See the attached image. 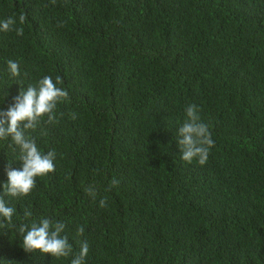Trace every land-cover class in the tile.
Returning a JSON list of instances; mask_svg holds the SVG:
<instances>
[{"label":"trees","instance_id":"obj_1","mask_svg":"<svg viewBox=\"0 0 264 264\" xmlns=\"http://www.w3.org/2000/svg\"><path fill=\"white\" fill-rule=\"evenodd\" d=\"M8 17L24 31H0V109L46 75L68 98L28 132L55 170L4 199L17 225L63 222L73 254L0 229V264H70L78 241L85 264H264V0H0ZM189 104L214 140L204 165L175 140ZM18 156L0 140V194Z\"/></svg>","mask_w":264,"mask_h":264},{"label":"clouds","instance_id":"obj_2","mask_svg":"<svg viewBox=\"0 0 264 264\" xmlns=\"http://www.w3.org/2000/svg\"><path fill=\"white\" fill-rule=\"evenodd\" d=\"M55 3V0H52ZM25 15L21 14L19 22L22 25ZM16 19L8 17L0 21V31H16L23 35V27H15ZM8 71L12 77L20 76L19 65L16 61H7ZM23 85L22 83H20ZM62 78L57 75L55 80L51 76H43L35 84L21 87L19 94L13 97L7 109H0V140H9L11 145L19 149L17 160L22 162L20 169H7L8 180L3 184V193L0 194V229L16 228L22 237L23 248L26 252L39 250L57 258L69 257L73 254V245L64 233L66 225L61 221L42 217L32 220V211L25 209L23 221L18 225L13 222L15 208L8 206L5 196L19 197L28 195L36 185V177L44 176L55 170V150L43 153L39 150L36 139L28 135L29 130L34 131L41 123L51 124L56 120V107L58 103L68 98V93L58 85ZM186 119L178 128L175 140L181 149V159L191 163L197 159L204 165L208 159L210 148L214 145L212 133L208 124L203 122L199 115L198 106L189 104L185 106ZM44 117H47L44 120ZM75 118V117H73ZM120 181L113 178L109 183V190L118 185ZM85 194L95 199L96 187L90 184L84 188ZM100 206H107L106 199L100 200ZM84 227L77 229V237L82 236ZM79 252L71 259L70 264H85L89 252L86 241H78Z\"/></svg>","mask_w":264,"mask_h":264}]
</instances>
